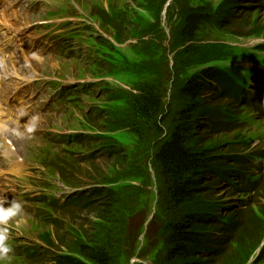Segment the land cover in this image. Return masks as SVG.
<instances>
[{
	"label": "rangeland",
	"instance_id": "1",
	"mask_svg": "<svg viewBox=\"0 0 264 264\" xmlns=\"http://www.w3.org/2000/svg\"><path fill=\"white\" fill-rule=\"evenodd\" d=\"M14 1L8 16L17 19L21 31L34 37L44 52L26 45L27 62L18 58L17 45L24 36L20 33L0 67L1 120L25 127L20 141L6 132L0 138V151L2 142L9 143L19 156L17 165L23 166L17 175L7 174V181L0 175V205L21 206L15 216L0 223L7 233L4 243L11 248L0 254V264H47L46 256H39L38 262L29 260L21 249L30 247L78 257L76 249L82 243L105 251L110 264H171L159 259L170 232L159 205L152 156L175 127L180 110L189 106L195 108L192 118L202 112L218 113L233 129L214 133L193 127L187 145L262 163L260 171L252 173L259 180L256 191L234 194L220 184L207 190L203 203L225 222L244 212L252 219L251 230L256 229L252 237L229 244L226 263L264 264V112L210 93L191 103L182 93L187 82L207 68L241 74L247 88L261 85L263 8L255 4L241 8L233 0ZM196 13H202L200 22L186 30L187 16ZM42 34H52L56 44L43 40ZM41 55L47 77L35 79L33 67L19 74L20 83L14 84L9 74L14 65L20 60L30 67L29 63L42 61ZM145 92L157 96L163 114L160 108L146 116L138 110V97ZM33 117L35 130L28 132ZM77 136L88 143L77 142ZM105 149L113 152L104 156ZM245 166L250 173L249 164ZM0 169L9 173L11 164L0 161ZM99 185L113 194L109 215L93 212L99 206L53 211L40 200L44 196L66 201ZM200 195L194 199L197 209L203 208ZM193 206L179 209L172 223L195 212ZM40 211L49 215L47 222L35 216ZM239 234H247L245 227Z\"/></svg>",
	"mask_w": 264,
	"mask_h": 264
},
{
	"label": "trees",
	"instance_id": "2",
	"mask_svg": "<svg viewBox=\"0 0 264 264\" xmlns=\"http://www.w3.org/2000/svg\"><path fill=\"white\" fill-rule=\"evenodd\" d=\"M233 1L235 6L241 3V8L250 4L264 8V0ZM199 16H202V13L187 16L185 29H193L200 22ZM244 80L245 76L241 74L207 68L189 80L182 93L191 103H194L193 100L201 94L210 93L213 98L229 99L234 105L243 101L245 105L254 107L257 111L259 107L253 103L257 101L254 99L259 95L251 93L256 90L254 87L250 88L249 92L248 84ZM253 96L254 99H252ZM136 106L141 113L144 112V116L160 108L158 98L152 92L141 94ZM194 109L189 106L180 110L175 127L170 131L169 136L164 137L165 139L155 149L152 156V166L158 176L156 185L159 205L162 214L167 216L166 223L170 232L166 249L163 252L164 257L159 259L171 264H227L225 254L229 244L234 240H242L245 235L252 237L256 234V229L251 230L252 219L244 212L237 213L238 215L228 222L222 221L217 217L216 210L203 203V196L210 189L219 187L220 184H226L229 191L234 194H249L251 191H256L259 180L253 177L252 170L259 169L254 167L256 163L250 164L245 157L239 155L220 157L214 151L197 150L187 145L188 133L193 127H203L204 130L214 133L233 129L232 123L225 122L224 116L218 113L207 116L202 112L199 118H192L191 113ZM160 113L163 114L161 108ZM153 124H163V122L154 121ZM84 138V136H77L76 140L87 144L88 141ZM112 152L105 149L103 155L107 156ZM84 158L87 160L88 156L85 155ZM227 164L233 166L228 167ZM246 164H249L251 168L250 173L244 169ZM231 179L236 180V183L231 182ZM203 182H208L209 185H200ZM84 191L77 193V196L68 197L66 201L44 196L40 200L53 211L64 212L73 208L91 210L99 206L93 211H99L101 213L99 217L111 214L110 203L113 194L106 186L99 185ZM199 194L201 195L198 197L200 202L198 204L203 207L202 209H197L198 206L194 201L195 196ZM191 205H194L192 210L195 212L186 213L182 222L173 224L171 220L175 213L184 206L190 210ZM106 206L108 207L105 208ZM35 216L43 223L49 220V215L44 211L38 212ZM56 220L54 218V223H58ZM244 227L247 234L240 236L239 233H242ZM39 249L26 248L24 254L29 260L38 262L40 261L39 256H42L40 255L42 251ZM76 250L79 258L57 252L43 251L42 253L46 256L47 264H110L109 255L97 245L82 243Z\"/></svg>",
	"mask_w": 264,
	"mask_h": 264
},
{
	"label": "bare ground",
	"instance_id": "3",
	"mask_svg": "<svg viewBox=\"0 0 264 264\" xmlns=\"http://www.w3.org/2000/svg\"><path fill=\"white\" fill-rule=\"evenodd\" d=\"M18 2H20V0H18ZM15 3L14 0H9L8 1V5L5 8V10H0V34L2 33L0 39L2 41H4L3 44H0V67L3 64L4 61V57L5 55L3 54V48H8L11 49L13 48L16 42V37L21 33L24 34V36L22 38H20L21 43L18 44V47H21L20 50L16 53V55L18 56V58H22L24 59L25 62H27V57L25 56V46L27 45L28 47H34L36 50H42L39 47V42H35V38L28 36V34H25L26 31H21V27H19L20 22L17 19H13L12 17L8 16V12L11 10L10 6ZM250 7H254L253 5H250ZM257 8V7H256ZM264 10V8H263ZM59 22H61L60 20H58ZM62 23V22H61ZM60 23V24H61ZM52 25H49V27H51ZM21 31V32H20ZM6 35H11L9 38ZM51 35H41V38L44 40L46 38H49V43L54 45L56 44V40L54 38H50ZM2 48V49H1ZM42 52H44L42 50ZM44 55H41V59L42 61L40 62H34V64L29 65L30 67H24V64L22 63V61L19 60L17 65H14V70L10 71L9 74L11 76L12 79L15 80L14 84H18L20 83V79H19V74H22L25 71H29L31 70V68H33V73L35 74V79L37 78H46V63L43 60ZM54 70H56V66L54 65ZM55 74H58V70L55 71ZM32 75V72H31ZM4 76V72L0 69V79ZM23 84L25 82H27V80L22 81ZM12 90H15V87H11ZM249 89V88H248ZM11 94V93H10ZM262 93L258 92V95H260ZM252 99H254V96L252 97ZM257 101H254L253 104H257ZM254 109V107H252ZM2 103L0 104V138L3 136V132H6L7 135L10 137V139H14L15 141H20L22 140L21 135L23 134V132L25 131V127L23 126H13V124H7L5 122H2L1 118L3 115V110H2ZM23 110V109H22ZM21 111V109H20ZM17 111L19 114L23 115L22 112ZM9 112L13 113L14 111L9 110ZM25 116V115H23ZM14 150V147L11 145L9 147V143L8 144H4L3 142L1 143V151H0V161H3V164H11V172L6 173L5 169H0V175L3 174V180H6V175L10 174V175H17V173L21 170V168L23 167L22 165H17V161L19 160V156L18 154H16V152L12 151ZM252 163H256L254 164V167L256 166L259 170H255L253 169L252 172L254 171H260V165L262 164L261 161H254ZM12 165H14L12 167ZM24 218H22V220L20 221V223H23ZM24 251L25 253V249H21V251ZM40 255H42L43 257H45L43 255V253H41Z\"/></svg>",
	"mask_w": 264,
	"mask_h": 264
},
{
	"label": "clouds",
	"instance_id": "4",
	"mask_svg": "<svg viewBox=\"0 0 264 264\" xmlns=\"http://www.w3.org/2000/svg\"><path fill=\"white\" fill-rule=\"evenodd\" d=\"M35 119L36 118L33 117V123L27 128L28 132H33L35 130ZM20 207V204L15 202L12 203L11 206L7 209L0 205V223H6L10 217L15 216L20 210ZM6 238V230L0 229V254L8 253L11 251V248L4 243Z\"/></svg>",
	"mask_w": 264,
	"mask_h": 264
}]
</instances>
